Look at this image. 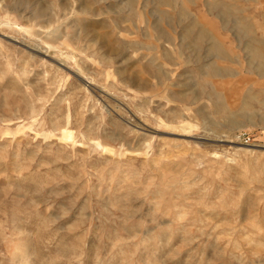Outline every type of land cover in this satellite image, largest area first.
Here are the masks:
<instances>
[{
	"label": "rangeland",
	"instance_id": "rangeland-1",
	"mask_svg": "<svg viewBox=\"0 0 264 264\" xmlns=\"http://www.w3.org/2000/svg\"><path fill=\"white\" fill-rule=\"evenodd\" d=\"M35 1L0 0V264H264V0Z\"/></svg>",
	"mask_w": 264,
	"mask_h": 264
},
{
	"label": "bare ground",
	"instance_id": "bare-ground-1",
	"mask_svg": "<svg viewBox=\"0 0 264 264\" xmlns=\"http://www.w3.org/2000/svg\"><path fill=\"white\" fill-rule=\"evenodd\" d=\"M37 1V0H36ZM35 1V2H36ZM35 4V3H34ZM36 6V4L34 5V7ZM33 8V7H32ZM45 8L43 7H41V6H39V5H37L33 10L35 11V14L37 13V14H42L43 12H45V10H44ZM33 10H31V11H33ZM35 14H33V15H35ZM40 16V15H39ZM37 18V17H36ZM47 26V25H46ZM42 27H44L43 25H42ZM49 27V26H48ZM49 29V28H48ZM51 31V30H50ZM50 31L49 32H46V36L48 35L47 33H49L50 35H51V33H50ZM53 33V32H52ZM48 37V36H47ZM26 49H28V48H26ZM32 49V48H31ZM37 49V48H36ZM30 50V49H29ZM28 50V51H29ZM38 50V49H37ZM37 50L36 51H34V50H30V52L31 53H34V54H37ZM33 57V56H32ZM33 59V58H32ZM60 64V63H59ZM25 66V65H24ZM24 68V67H23ZM22 73H23V75H24V73L26 72V73H29V72H31L30 71V69L28 70V68H24V69H22ZM26 75V74H25ZM183 127V126H182ZM184 128V127H183Z\"/></svg>",
	"mask_w": 264,
	"mask_h": 264
}]
</instances>
